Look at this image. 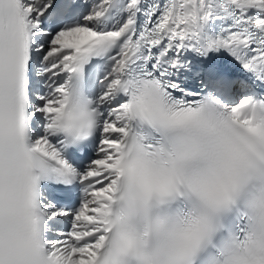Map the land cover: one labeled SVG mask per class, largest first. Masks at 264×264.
Listing matches in <instances>:
<instances>
[{"label":"snow or ice","instance_id":"obj_1","mask_svg":"<svg viewBox=\"0 0 264 264\" xmlns=\"http://www.w3.org/2000/svg\"><path fill=\"white\" fill-rule=\"evenodd\" d=\"M0 264H264V0H0Z\"/></svg>","mask_w":264,"mask_h":264}]
</instances>
